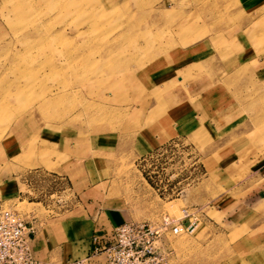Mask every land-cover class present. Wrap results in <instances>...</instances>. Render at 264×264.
<instances>
[{
  "label": "rangeland",
  "instance_id": "obj_1",
  "mask_svg": "<svg viewBox=\"0 0 264 264\" xmlns=\"http://www.w3.org/2000/svg\"><path fill=\"white\" fill-rule=\"evenodd\" d=\"M241 40L243 70L233 60ZM193 47L208 60L190 78L217 88L198 98L185 89L179 101L177 88H151L144 71L186 60ZM263 68L264 0H0V179L14 192L0 205L35 232L38 219L82 198L116 209L121 224L158 226L187 210L194 232L163 238L171 264H232L242 256L236 237L225 235L222 205L208 207L264 154ZM225 75L232 86L243 79L244 93L226 88ZM226 95L243 96L244 109ZM247 116L245 137L223 128ZM178 118L222 128L186 138ZM21 132L24 153L7 160Z\"/></svg>",
  "mask_w": 264,
  "mask_h": 264
},
{
  "label": "crops",
  "instance_id": "obj_2",
  "mask_svg": "<svg viewBox=\"0 0 264 264\" xmlns=\"http://www.w3.org/2000/svg\"><path fill=\"white\" fill-rule=\"evenodd\" d=\"M240 47L241 53L233 60L243 70L244 41L240 42ZM189 53H191V56H188L191 58L190 60L186 58V60L178 61L172 65H165L161 62L144 71L142 73L144 79L150 83L151 88H177L178 91L173 92V96L178 101L186 99L185 89L190 91L192 97L198 98L202 93H205V88H217L220 81L217 83L216 80L209 79L208 83L206 80L202 81L200 76L195 77L194 75L190 78L192 74L190 67L195 64H203L208 60V57L201 47H193L188 51ZM261 70L264 71V68ZM231 78L232 75L224 76L226 88H232L230 89L232 93L234 91L244 93V80L237 81L232 86ZM229 84L232 87H229ZM226 92L229 93V90ZM197 95L199 96L197 97ZM232 98L233 96L229 101V97L225 96L226 102L233 103L232 105L236 103L239 108L244 109L243 96L235 97V102L232 101ZM252 105L254 109L259 108L256 102H253ZM191 119L190 122L186 118L177 119V135L189 138L205 131L211 134L217 131L220 126L222 128V124L219 125L216 122L206 121L198 124ZM244 121V117L243 120L239 117H232L224 123L223 128H226V132L230 134L239 133L245 137L250 131L248 116L247 122L244 123ZM27 136L28 134L21 132L17 134L16 141L9 139L10 141L6 145L7 160L14 154L21 159ZM151 148L152 144L147 145L141 149L140 154ZM250 161L255 164L250 166L244 180L232 186L231 196L209 201L210 204L214 202V207H208L210 209H215L216 205H222L220 206L222 208H218V212L225 215L224 220L227 227L225 235L236 237L232 249H238L242 253L241 258L234 260L232 264H264V154L259 156L256 161L254 158H251ZM231 165L225 166V171ZM3 176L4 174L0 179V198L11 197L14 192L9 186L10 179L4 177L6 178L4 180ZM240 195L242 197L237 200ZM82 200V204L64 214L48 216L43 220L38 219L36 232L32 235L31 242L32 256L38 264H107L105 253L94 254L93 239L97 237L103 243L108 244L114 237L115 229L124 223L121 224L116 209H106L104 205L87 203L83 198Z\"/></svg>",
  "mask_w": 264,
  "mask_h": 264
},
{
  "label": "built area",
  "instance_id": "obj_3",
  "mask_svg": "<svg viewBox=\"0 0 264 264\" xmlns=\"http://www.w3.org/2000/svg\"><path fill=\"white\" fill-rule=\"evenodd\" d=\"M180 218L167 216L158 225L127 222L115 229L105 244L93 239L94 254L105 253L107 264H171L172 250L164 245L167 235L192 234L196 221L187 210ZM34 227L17 211L0 205V264H38L32 256Z\"/></svg>",
  "mask_w": 264,
  "mask_h": 264
}]
</instances>
